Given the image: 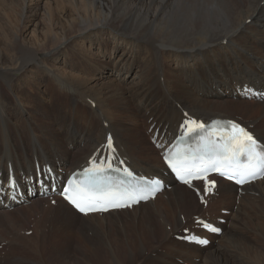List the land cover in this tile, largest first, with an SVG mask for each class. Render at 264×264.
<instances>
[{
    "label": "bare ground",
    "instance_id": "bare-ground-1",
    "mask_svg": "<svg viewBox=\"0 0 264 264\" xmlns=\"http://www.w3.org/2000/svg\"><path fill=\"white\" fill-rule=\"evenodd\" d=\"M43 1L18 0L19 26L0 18V264H48L46 241L59 237L64 264L71 246L90 264H264V178L238 187L213 176L207 192L205 180L178 183L162 161L187 115L236 120L264 144V98L251 92H264V0H134L124 15L130 0ZM175 10L189 29L178 47L161 22L156 28ZM82 20L88 24L74 36ZM44 42L54 47L40 56ZM108 134L135 173L165 180L154 199L81 215L57 193H41L47 166L63 183L93 155L99 161ZM9 175L22 197L10 196ZM211 207L218 209L209 214ZM187 229L209 244L178 239ZM76 235L80 243L71 241ZM35 239L41 243L30 249L41 258L15 252Z\"/></svg>",
    "mask_w": 264,
    "mask_h": 264
},
{
    "label": "snow or ice",
    "instance_id": "snow-or-ice-1",
    "mask_svg": "<svg viewBox=\"0 0 264 264\" xmlns=\"http://www.w3.org/2000/svg\"><path fill=\"white\" fill-rule=\"evenodd\" d=\"M225 124V128L219 129V131L223 132L224 135L220 136L218 141H209L205 136L200 135V133L206 128L205 124L202 122H197L196 120H186L184 122V125H187V128L185 129V136L190 137L192 135H198L200 140L205 142L206 147L209 145H215V147L220 150L213 159L208 161L207 165H205L203 159H201L199 164H193L191 166L184 163H180L178 166L174 164L172 160H168L169 166L173 167V169L177 172V175L185 184L191 185L193 179L202 178L206 181V187L207 184H211L212 187H215V181H207L210 168L212 171L218 172L220 176L227 177L229 180H232L236 175H239L241 178L236 180L237 183H244V176H254L256 174V166L252 164L251 161L260 158L257 148H260V151L264 152V147H261L254 136L241 125L233 121H227ZM184 125H181V127L183 128ZM216 131L217 129L215 128L211 129V133H215ZM108 147H112L111 137L108 138ZM241 157L246 158L249 163L243 166H241L239 163H233ZM108 167L111 168L112 165L109 164ZM103 171L104 169L101 164H97L95 162H93V166L91 168L86 170V172L91 173H100ZM129 175H131V173H129ZM91 182L95 183V181ZM154 183L158 185V182ZM85 191V189H81V192ZM106 195L120 197L126 196V199L123 203H114L111 205L112 207L127 206L128 200L137 202L130 194L118 192L102 193L99 196L91 194L77 196L70 193L67 198L77 209H79L80 212L87 213L90 211L107 210L106 208H98L96 206V202L100 199H103ZM140 199L147 200L148 196H141ZM198 223L211 232L219 231V229L212 224L203 221ZM189 239L197 240L201 244H206L208 242L207 240L199 239L198 237H189Z\"/></svg>",
    "mask_w": 264,
    "mask_h": 264
},
{
    "label": "rangeland",
    "instance_id": "rangeland-1",
    "mask_svg": "<svg viewBox=\"0 0 264 264\" xmlns=\"http://www.w3.org/2000/svg\"><path fill=\"white\" fill-rule=\"evenodd\" d=\"M0 1H2V3L0 2V6H1L0 7V18L4 17L5 20L11 21L16 26H19V24L17 22L18 15L20 13V6L17 4L18 0H13V1L12 0H0ZM3 1H4V3H3ZM47 1H49V0H44L43 1V3H42L43 6L45 5V2H47ZM53 1L50 0L49 2L53 4ZM60 2H63L62 4H64V5L65 4L67 5V1L66 0H63V1H60ZM96 5L97 4L95 3L93 5L88 6L91 18H93L94 14H95V11L93 12L92 10L95 8ZM134 6H135V1L134 0H130L128 2V6L124 5V6H122L119 9V14L120 15H124L127 12V9L133 10ZM57 11H58V8L56 9V12ZM61 11H63V10H61ZM98 13H99V10H98ZM64 15L68 16V14L65 12V10H64ZM55 16L57 17V15H55ZM134 17L137 18L140 22L145 20V17L143 15H140V14H135ZM173 17H175V18L173 19L171 14L166 15L165 18H163L161 16L160 20L156 23V28L158 27L157 26L158 23L161 22L163 24V26H162L163 28L161 29V32L167 33L170 36L168 45H171V46H174V47L183 46L185 41L187 40V38L189 36V29L185 30V25H186V22L188 21L187 20V15L175 10V11H173ZM37 20L41 21V24H42V26H40V28H39V34L43 35L44 32H48L49 29L47 28L48 25H47L45 16L43 15V11H41V13L38 14ZM55 21H56V19H55ZM44 24L47 25V27L43 26ZM87 24H88L87 20H82V22L80 24H76V26L73 29V31L71 32V34H73L74 36L79 34L80 31H81V28L84 27V26H87ZM157 29H159V28H157ZM15 30L17 31L16 28H15ZM55 30L57 32L58 30H60V27L56 26ZM112 32L114 34H119V32L115 31V30H112ZM59 34H61V33H59ZM33 42H37V41L33 40ZM53 47H54V45L51 44L50 42H44V43L40 44V46L37 47L38 54L41 56V53H48ZM5 52L7 54L13 53V51L11 49H6ZM239 108L240 109H244L245 107H243V105L242 106L240 105ZM142 148H143V151H144L145 150L144 144H142ZM46 205L47 204L44 203V207ZM217 209H218L217 207L216 208L211 207V212H209V214H212V213L216 212ZM204 215L207 216L208 214H204ZM30 221L31 222L29 223V225L27 224L28 226H26V228H29L30 224L32 222L36 221V219L34 217H32V218H30ZM168 229H170V228L168 227ZM187 230H190V229H187ZM34 231H35V228H34ZM26 232H28V234L31 235L33 231H32L31 228H29ZM182 232H183V235H179L180 237L178 239L182 240L184 235H189L190 234V233H186L185 230L182 231ZM32 235H34V232H33ZM3 236L6 237L7 234H3ZM9 238H11V237L9 236ZM71 241H74V242L77 241L78 243H80L79 238L77 237V235L75 236V238L72 237ZM36 243L37 244L41 243V240H36L35 239L30 244L26 245L27 248L23 249V252L20 253L18 250L15 251V252L18 253V254H22V255H24V256H26L28 258H35V259L41 258L42 256H40L37 253H34L30 249V246H33ZM46 244H48L49 246L48 245L46 246L47 251H45L42 254L44 258L48 259L46 261H48L50 264H59V263L60 264H64V262L62 261V258H61L63 253H64V245H65L64 239L62 237L55 238V239H49L48 241H46ZM231 250L234 251V249H229V252L226 251L227 253L223 254V256L224 257H226V256L228 257L229 255H231L232 254ZM7 252L8 253H12L14 251L12 249L8 248ZM80 252L81 251H78V250H76L75 247L71 246V251H70L71 259L69 260V262H68V260H66L67 264H90V261L85 260V258L81 255L82 252L81 253ZM173 260L177 261L178 259L176 257ZM50 261H52V263ZM197 262H200V258H198ZM103 264H109V263L105 261Z\"/></svg>",
    "mask_w": 264,
    "mask_h": 264
}]
</instances>
